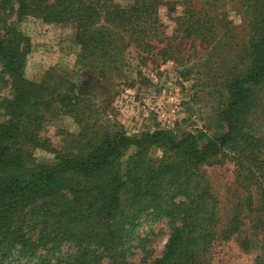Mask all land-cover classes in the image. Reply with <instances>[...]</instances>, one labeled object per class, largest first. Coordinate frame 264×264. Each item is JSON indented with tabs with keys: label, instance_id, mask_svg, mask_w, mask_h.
I'll return each instance as SVG.
<instances>
[{
	"label": "trees",
	"instance_id": "1",
	"mask_svg": "<svg viewBox=\"0 0 264 264\" xmlns=\"http://www.w3.org/2000/svg\"><path fill=\"white\" fill-rule=\"evenodd\" d=\"M14 1L18 18L38 16L43 22L74 23L77 41L83 45L91 42L95 46L104 40L106 46H112L108 38L116 34L92 29L99 22L124 35L142 53L164 45L157 51L162 56L174 39L206 45L214 38L210 20L202 10L192 8L190 0L182 2V14L174 18L171 39L157 25L159 0H132L125 7L112 0ZM260 4L261 16L249 23V38L242 48L245 66L224 85L226 103L219 119L225 132L202 141L190 133L175 139L173 131L158 128L128 137L116 122L97 133L89 132L76 114L72 118L80 126L76 135L79 147L72 152L56 151L37 134L43 118L41 107L57 102L68 112L78 105L80 89L77 93L70 84L63 96L46 92L44 86L24 78L28 47L21 37L13 33L0 44V67L12 90L8 118L0 123V264H8L14 251L24 260L38 248H56L63 242L79 248L94 246L115 256L142 217L163 218L170 224L163 252L150 264H208L207 255L215 242L229 231L218 233L217 200L198 171L203 165L220 164L218 156L224 149L243 153L250 89L264 83V0ZM250 140L249 162L237 163L252 176L249 164L256 156ZM261 141L264 148V134ZM130 148L133 151L126 156L122 173L121 159ZM37 149L53 154L56 162L37 163L32 156ZM155 151H159L158 157H154ZM259 165L263 178L264 158ZM62 193L69 198L51 209V200ZM124 194L128 195L125 205ZM36 207H40L38 217L29 216L28 211ZM252 222L255 235L238 242L245 251L257 242L264 247V179ZM116 259L117 255L112 264L120 263ZM261 262L264 254L254 264Z\"/></svg>",
	"mask_w": 264,
	"mask_h": 264
},
{
	"label": "rangeland",
	"instance_id": "2",
	"mask_svg": "<svg viewBox=\"0 0 264 264\" xmlns=\"http://www.w3.org/2000/svg\"><path fill=\"white\" fill-rule=\"evenodd\" d=\"M157 7L158 28L163 36H174V18L182 14L184 0H159ZM261 0H190L192 8L202 10L214 28V38L209 44H199L182 38L169 41L171 49L166 55L157 54L159 48L142 53L127 38L99 22L92 29H101L117 37L108 38L112 46L98 40L94 46L77 41L74 23L43 22L38 16L18 18L14 0H0V44L12 34L19 35L27 44L28 53L24 78L44 86L46 92L63 96L64 89L73 84L78 93V105L68 112L53 103L41 107L42 120L38 136L45 139L56 151H74L79 147L76 135L80 126L73 120L76 114L97 133L102 127L116 122L128 137L151 132L158 127L155 117L146 115L140 107L154 98L165 107L169 96L177 98L178 118L171 131L178 139L182 134L196 135L201 141L225 132L219 112L226 103L224 85L235 71L245 66L243 46L249 38V23L261 16ZM125 7L132 0H112ZM83 46V47H82ZM104 51V54L102 53ZM114 62L111 63V58ZM12 98L11 81L0 67V123L7 120L8 103ZM250 104L246 113L242 142L243 153L224 149L218 156L220 164L201 166L198 173L209 186L217 200V231L228 230L225 238L216 241L207 255L208 264H254L257 256L264 254L258 242L244 250L239 241L255 235L252 217L258 192L263 187L259 165L264 158L261 140L264 134V83L250 89ZM64 103V101H62ZM139 103V104H137ZM167 106V105H166ZM45 108V109H44ZM169 110V109H168ZM167 115V114H165ZM171 118V117H170ZM249 139L254 147L255 161L249 164L252 176L237 161H248ZM121 172L124 173V160ZM158 157L159 151L153 153ZM32 156L39 164L52 165L53 154L33 150ZM128 195L121 197L127 203ZM69 195L62 193L52 199L51 209L63 205ZM179 200V199H177ZM40 207L30 209L29 216L38 217ZM131 235L118 247L116 262L119 264H150L163 252L170 232L166 219L148 220L142 217ZM231 225L232 228H228ZM255 241V238L254 240ZM52 248L46 245L29 259L17 253L8 264H112L116 255L102 253L94 246L76 247L63 242ZM263 248V250H262ZM264 264V262H261Z\"/></svg>",
	"mask_w": 264,
	"mask_h": 264
},
{
	"label": "built area",
	"instance_id": "3",
	"mask_svg": "<svg viewBox=\"0 0 264 264\" xmlns=\"http://www.w3.org/2000/svg\"><path fill=\"white\" fill-rule=\"evenodd\" d=\"M177 102V98L169 96L165 101L164 107L162 103L156 99L150 98L148 102H143V106L140 107V110L146 115H152L155 117V120L158 124V129L171 130L176 123L175 121L178 118L180 109Z\"/></svg>",
	"mask_w": 264,
	"mask_h": 264
}]
</instances>
